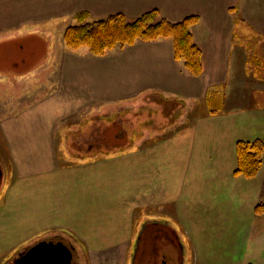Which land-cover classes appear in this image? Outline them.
Returning a JSON list of instances; mask_svg holds the SVG:
<instances>
[{
  "label": "crops",
  "instance_id": "obj_1",
  "mask_svg": "<svg viewBox=\"0 0 264 264\" xmlns=\"http://www.w3.org/2000/svg\"><path fill=\"white\" fill-rule=\"evenodd\" d=\"M231 2L232 0H0V76L7 72L16 75L29 73L38 69L40 62L44 63L52 59L51 54H44L41 50V42L32 38L34 29L49 30L52 23L58 21L65 22L68 27L74 24L75 15L81 12L88 14L89 21L100 20L116 13H121L132 20L153 9L159 10L162 17L170 22H179L192 15L198 17L199 24L193 26L192 36L202 52L203 70L201 77L191 76L182 62L174 59L172 42L169 39L137 41L134 45L117 47L100 57L93 56L85 47L64 53L59 64V88L53 94L55 99L49 100L47 105L31 113L1 118L0 140L5 154L10 159L14 178V183L6 190V196L9 197L6 201H15V196L22 195L20 187L23 180H29L26 189L30 194L32 187L37 191L44 188L50 197L43 200L42 211L35 214V217H31L32 212L26 210L28 216L25 219L20 216L22 214L15 212L14 205H7L5 202V205L0 206V235L6 237L3 234L11 232L10 228L12 230L15 226H21L23 224L21 222L27 220L38 222L39 226H43V230L74 229L78 232V227L81 225L78 215L82 213L78 209V166L68 168L59 165L55 151L59 115L68 116L86 108H93L100 100L103 101L102 104L112 105L138 95L146 97L156 94L165 102L176 99L182 102L202 99L205 101V108L203 106L202 109L200 106L197 108L202 110L203 116L194 117V121H196L195 125L204 126L201 130L204 133L201 135L218 142L213 149L195 156L197 159L194 165L188 162L175 163L177 160L173 156L176 154L171 149L166 152L170 156L169 163L164 165L160 156L155 155L157 159L153 164H149L150 169L145 165L150 158L146 155L145 170H141L139 180L134 183L131 181L132 176H129L125 179L130 180L125 183V188L128 192L138 188L136 201L141 205H154L160 208L164 204L172 206V212L176 217L166 216L172 219V223L177 228L182 226L190 237L198 230L196 224L202 227L203 235H210V231L214 229L213 235L220 236L222 233L215 231L216 226L212 222L229 219H234V242L238 236L247 237V252H240L241 254L236 257L231 258L227 253L218 250L211 260L208 259L209 262L199 260L197 262L194 257L193 260H176L168 263L162 261L161 264H244L246 262L264 264V213L255 212L256 203L259 204L264 199L259 196L260 185L255 181L260 174L251 180L233 174L237 163L236 142L252 141L256 139L255 136L262 137L263 126L256 131L254 129L256 124L245 123L240 119L238 109L234 111L227 109L225 115L218 116L222 114L219 113L221 108L226 106L225 101L222 103L218 99L217 105L213 106L208 103L210 89L227 86L228 70L232 68L229 60L232 56L230 51L233 44L231 36L233 20L227 13ZM248 8L253 10L251 7ZM241 13L242 21L250 22V19H246L243 15L245 8ZM261 21L263 25L264 19L261 18ZM260 27L262 26L259 25L258 28L261 29ZM3 66H7L8 69H3ZM240 71L236 70L237 74L234 76ZM232 85L234 89V81ZM214 93L215 91H212L213 95ZM236 100L239 103V100ZM239 106L244 107V102H240ZM249 106L250 104L245 106L247 107L246 112L243 113L246 114L245 117L256 113L255 108L249 109ZM248 124L249 128H247ZM145 173L149 174V180ZM193 174H197L198 177ZM197 188L204 189V197L208 195L215 197L223 189L226 192L223 204L232 211L233 217L223 218L224 214H221L220 218L213 219L209 214L206 216L205 212L214 209V204L196 200L193 191L195 192ZM237 188L243 189L241 194L250 201L249 207L246 205V212L242 207L245 202L234 196ZM94 195V202H97L98 192ZM111 196L113 195H108L107 198L105 196L106 203L101 204H106L109 208ZM92 197L93 195L90 194L88 198L91 200ZM200 205L204 207L208 205V208L197 217L194 211L196 207L200 208ZM4 207L8 211L2 209ZM98 210L96 205L94 213ZM86 213H93L92 208L89 207ZM88 219L93 222L92 217ZM153 224L157 225L159 222ZM91 227L86 228H90L92 232L83 235L89 238L88 242L94 243L96 242L94 231L99 228L93 224ZM206 227H210L207 232ZM94 228L96 230H93ZM172 231L170 229L168 235L171 237L170 234L174 233L177 238L178 233ZM133 234L130 230L125 232L128 246L131 245ZM60 235L56 233L40 238L32 244L46 238H61ZM3 237L0 238V250L5 243ZM170 248L178 252L181 248V252H185L182 247L179 248V242L175 245L171 244ZM103 249L105 250V247ZM227 252L233 254L232 250L228 249Z\"/></svg>",
  "mask_w": 264,
  "mask_h": 264
},
{
  "label": "rangeland",
  "instance_id": "obj_2",
  "mask_svg": "<svg viewBox=\"0 0 264 264\" xmlns=\"http://www.w3.org/2000/svg\"><path fill=\"white\" fill-rule=\"evenodd\" d=\"M263 3L264 0H232L229 4L230 8L227 13L233 20L231 29L233 44L230 51L232 56L229 60L232 68L228 70L227 86L222 85L220 88L210 89L208 103L213 106L217 105L218 99L222 103L225 101L226 106L221 108L219 113L222 114L218 116L225 115L227 109L228 111L238 109V114L241 115H239L240 119L245 123L256 124L254 127L256 131L263 126L262 137L255 136V138L264 141V24L262 25L261 21V18L264 19ZM244 8L245 14L243 15L246 16V19H250V22L254 21L252 24L241 19V12ZM52 24L49 30L34 29L32 37L42 43H40L41 50L44 54H51L52 59L46 60L44 63L40 62L39 68L37 67L38 69L29 73L16 75L7 72L0 76V121L1 118L24 115L26 112L31 113V111L41 109L50 102L49 100L55 99L53 94L59 88L60 59L69 49L65 47L63 41L67 24L61 21ZM196 24L198 25L199 22L193 26ZM259 25L262 26L261 29L258 28ZM193 26L191 32H193ZM193 41L197 45L194 36ZM6 67L3 66V69H8ZM236 70L241 71L234 76L237 74ZM232 73L233 75H231ZM201 76L202 73L198 77ZM232 81H234V89ZM212 91H215V95L212 94ZM236 99L239 100V103ZM102 102L100 100L97 106L86 108L72 115H59L55 142L59 165L68 168L78 166V209L82 212L78 215L81 220L78 232L74 229L49 228L43 230V226H39L38 222L32 220L21 222L23 223L21 226H15L17 230L10 228L11 232L4 233L3 235L6 237L0 235V238L3 237V241H5L2 250H0V264H13L19 254L25 248H30L32 246L30 244L34 241L56 233L61 234L62 241L71 248L75 264H161L162 261L167 263L176 262V260L186 261L193 260L194 257L197 262L198 260L209 262L208 259L211 260L218 250L227 253L231 258L236 257L240 252L246 253L247 237L238 236L234 242V219L212 222L216 226L215 231L222 233L220 236L213 235L212 230L214 229L210 231V235H203L202 227L196 224L198 230L190 237L182 226L177 228L172 223V219L166 216L176 217L172 212V206L164 204L160 208V206L154 205H141L136 201L138 200V188L130 192L125 188V183L130 181L125 179L129 176H132L131 181L134 183L139 180L141 170H145L146 155L150 158H148L149 163L146 161L145 165L150 169L149 164H153V161L157 159L155 155L160 156L164 165L169 163L170 156L166 152L171 149L176 154L173 156L177 160L175 163L188 162L192 165L196 162L197 157L195 156L213 149L218 142L201 135L204 133L201 132L204 126H197L194 121V117L203 116L202 110L197 106L205 108V101L200 99L182 102L176 99L165 102L158 95L150 94L146 97L138 95L112 105H105ZM240 102H244V107L239 106ZM249 104L248 108H255L254 112L256 113L245 117L246 114H243L246 112L247 107L245 106ZM249 127L248 124L247 128ZM0 162L7 174L0 184V206L5 205V202L7 205H14L15 212L22 214L20 216L23 219L28 216H26V210L32 212L31 217L41 213L43 200L48 199L50 194L44 188L37 191L33 187L30 191L33 194H30L26 189L29 180L21 182L22 195L15 196V201H6L9 199L6 196V190L14 183V178L10 159L4 152L1 140ZM258 174L260 175L257 178ZM145 175L149 180V174L145 173ZM257 175L254 178H257L255 181H258L260 185L259 196L264 197V153ZM193 176L198 177L197 174H193ZM242 190L237 188L234 196L245 202L242 207L246 212V205L249 207L250 201L241 194ZM97 192L98 199H96L97 202H94V193ZM131 192L133 193L131 194ZM204 192L203 188L193 191L196 200L213 202L214 209L206 211V216L209 214L213 219L220 218L221 214H224L223 218L233 217L232 211L225 208L223 204L226 196L223 189L215 197L214 195L204 197ZM90 194L93 195L91 200L88 198ZM108 195H113L109 198L110 204L113 206L110 205L109 208L106 204H101L102 202L106 203L105 196L107 198ZM27 196L34 197L27 198ZM96 205L99 210L94 213ZM259 205H264V199L259 204L256 203L255 212ZM88 206L92 208L93 213H86L89 209ZM196 208L194 212L198 217L204 213V209H207L208 205L207 207L200 205V208ZM2 209L8 211L6 207ZM36 209L37 212H35ZM262 212L264 213V210L256 213ZM163 214L165 216H162ZM88 217H92L93 222ZM153 222H159V224L154 225ZM191 222L193 223V221ZM91 224L99 228L94 231L96 241L94 243L88 242L89 238L84 236L87 232H92L90 228H86L87 226L91 227ZM206 228V232L210 230V227ZM128 229L134 233L130 246L126 243L127 235H125V232L129 231ZM170 229L173 230L172 232L178 233L177 238L174 233L170 234L171 237L168 235ZM177 242L180 244L179 248L182 247L185 252H181V248L180 252L170 248L171 244L175 245ZM104 247L105 250L108 248L110 250H102ZM228 249L232 250L233 254L228 253Z\"/></svg>",
  "mask_w": 264,
  "mask_h": 264
},
{
  "label": "trees",
  "instance_id": "obj_3",
  "mask_svg": "<svg viewBox=\"0 0 264 264\" xmlns=\"http://www.w3.org/2000/svg\"><path fill=\"white\" fill-rule=\"evenodd\" d=\"M197 22L198 17L194 15L179 22H170L157 9L147 11L131 21L121 13L89 21L88 14L81 12L75 15V23L65 28L63 41L69 50L85 47L93 56L100 57L117 47L131 46L137 41L169 39L174 59L181 61L191 76L198 77L202 73V52L194 43L190 31ZM235 152L237 163L233 174L245 179L254 178L262 164L264 141L260 138L253 141L239 140L235 144ZM262 210L264 205L256 207V212Z\"/></svg>",
  "mask_w": 264,
  "mask_h": 264
},
{
  "label": "water",
  "instance_id": "obj_4",
  "mask_svg": "<svg viewBox=\"0 0 264 264\" xmlns=\"http://www.w3.org/2000/svg\"><path fill=\"white\" fill-rule=\"evenodd\" d=\"M15 264H75L71 248L61 238L39 240L20 254Z\"/></svg>",
  "mask_w": 264,
  "mask_h": 264
},
{
  "label": "flooded vegetation",
  "instance_id": "obj_5",
  "mask_svg": "<svg viewBox=\"0 0 264 264\" xmlns=\"http://www.w3.org/2000/svg\"><path fill=\"white\" fill-rule=\"evenodd\" d=\"M6 175L7 174H5V169H4L3 165L0 162V184L4 181V179L6 178ZM15 260H14L13 264H15Z\"/></svg>",
  "mask_w": 264,
  "mask_h": 264
}]
</instances>
